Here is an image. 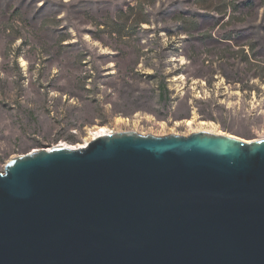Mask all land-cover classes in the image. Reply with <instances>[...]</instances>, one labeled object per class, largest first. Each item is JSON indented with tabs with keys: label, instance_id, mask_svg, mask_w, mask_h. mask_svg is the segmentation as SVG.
<instances>
[{
	"label": "rangeland",
	"instance_id": "rangeland-1",
	"mask_svg": "<svg viewBox=\"0 0 264 264\" xmlns=\"http://www.w3.org/2000/svg\"><path fill=\"white\" fill-rule=\"evenodd\" d=\"M109 133L264 138V0H0V172Z\"/></svg>",
	"mask_w": 264,
	"mask_h": 264
},
{
	"label": "water",
	"instance_id": "water-1",
	"mask_svg": "<svg viewBox=\"0 0 264 264\" xmlns=\"http://www.w3.org/2000/svg\"><path fill=\"white\" fill-rule=\"evenodd\" d=\"M0 264H264V138L117 132L12 158Z\"/></svg>",
	"mask_w": 264,
	"mask_h": 264
},
{
	"label": "bare ground",
	"instance_id": "bare-ground-1",
	"mask_svg": "<svg viewBox=\"0 0 264 264\" xmlns=\"http://www.w3.org/2000/svg\"><path fill=\"white\" fill-rule=\"evenodd\" d=\"M111 133H109L108 130L105 127H96L95 129H93L91 131V137H90L89 140H87L84 144L79 145L77 148H73V149L84 148V147L88 146V144L92 140H94L95 138H98V137H101V136H105V135H108V134H111ZM229 135H232V134H229ZM233 136H236V135H233ZM236 137H238V136H236ZM38 150H40V149H36L35 151H38Z\"/></svg>",
	"mask_w": 264,
	"mask_h": 264
}]
</instances>
